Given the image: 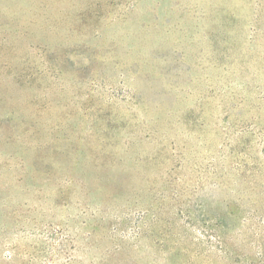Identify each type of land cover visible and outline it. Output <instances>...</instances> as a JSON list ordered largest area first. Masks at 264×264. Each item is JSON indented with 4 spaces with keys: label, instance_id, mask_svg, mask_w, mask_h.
Wrapping results in <instances>:
<instances>
[{
    "label": "rangeland",
    "instance_id": "rangeland-1",
    "mask_svg": "<svg viewBox=\"0 0 264 264\" xmlns=\"http://www.w3.org/2000/svg\"><path fill=\"white\" fill-rule=\"evenodd\" d=\"M0 264H264V0H0Z\"/></svg>",
    "mask_w": 264,
    "mask_h": 264
}]
</instances>
